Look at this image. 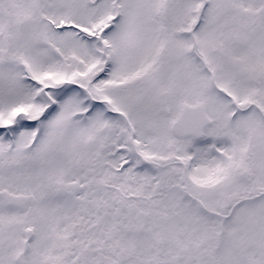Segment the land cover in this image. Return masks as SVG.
Segmentation results:
<instances>
[{"label":"snow or ice","instance_id":"snow-or-ice-1","mask_svg":"<svg viewBox=\"0 0 264 264\" xmlns=\"http://www.w3.org/2000/svg\"><path fill=\"white\" fill-rule=\"evenodd\" d=\"M0 264H264V0H0Z\"/></svg>","mask_w":264,"mask_h":264}]
</instances>
